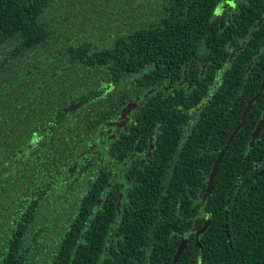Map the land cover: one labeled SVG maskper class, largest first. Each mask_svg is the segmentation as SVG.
<instances>
[{
    "label": "trees",
    "instance_id": "16d2710c",
    "mask_svg": "<svg viewBox=\"0 0 264 264\" xmlns=\"http://www.w3.org/2000/svg\"><path fill=\"white\" fill-rule=\"evenodd\" d=\"M234 1L0 0V264H264V128L250 141L264 91L246 97L206 198L209 112L176 148L187 96L143 97L190 65L208 72L252 25L232 63L264 73V0ZM245 103L224 112L230 131ZM137 148L149 164L125 168Z\"/></svg>",
    "mask_w": 264,
    "mask_h": 264
},
{
    "label": "flooded vegetation",
    "instance_id": "af4514ba",
    "mask_svg": "<svg viewBox=\"0 0 264 264\" xmlns=\"http://www.w3.org/2000/svg\"><path fill=\"white\" fill-rule=\"evenodd\" d=\"M229 3L230 5H233L235 7L237 1L232 0V2ZM222 9H219L218 12L215 13V17L221 16ZM253 28L255 29V25H252V28L250 29V33L248 32V34L244 35L243 38H240V36H236V42L234 41L236 44H232L233 41H230L227 44L228 46L227 48L221 46V50L215 49L214 52H217L218 55L217 57L214 58L215 61H212L211 58L208 57L210 62L214 63L209 67L208 72H207V63L202 62L200 63L199 67L197 68L194 67L195 71H199V72L198 74L193 75L191 71L192 67L190 65L189 66L190 68H188L187 73L185 71L182 72V78L178 82L176 89L167 88L165 86L162 87L161 89L155 87L149 90H145V92L143 93V97L145 98L152 97L155 98L156 100L160 99V97L157 96L158 93L160 96H165L168 94V92H172V91H178L182 95L187 96V116H189V118L187 119V121L181 122L182 125L179 124L182 134L179 138L181 139V141L178 140L175 143L176 148L178 147L182 148L186 144L187 141L186 132L188 134V132H191L196 125H199L198 118L201 116H205L202 115L204 111L209 112V116L207 118L209 120L207 122L204 121L205 125H202L198 130L200 132L199 142H201V140L203 142V146H198V147L201 150L202 155L204 157H211L212 159L214 158V161L211 164V172L214 163L216 159L219 157V155L225 150L221 158L222 161L225 153L228 152L229 145L232 143V141L228 144L226 149L225 146L230 140L234 130L237 127H239L241 123L238 122L237 126L234 127V130L230 131L229 129L230 127L225 124L224 112L237 111L240 109V104L246 101L245 106L242 107L243 108L242 117H243L244 111L247 108L248 103L256 97L254 95L253 97L247 99L250 96V94H253L254 91H264V73L262 74V72H258L257 70H256L257 72L256 71L251 72L248 71L249 67L243 68V66H239L238 64L234 66L232 63L234 61L236 53H239V50L245 46L247 39H249V37L253 38L255 36L253 32L254 31ZM252 42L255 44L254 41ZM260 46L264 47V43H262ZM263 52H264V48H259L257 49L256 54L259 56ZM256 54L251 58L252 66H255L256 63L254 62H258L257 61L258 57ZM194 68L192 69L194 70ZM139 101H140V97H136L134 100L129 101L127 105L123 107L119 121L113 123V125L119 128H123V126H125L128 123L129 117L131 113L136 109ZM230 101H232L231 105H229ZM132 102L136 103L135 108L131 110L128 115L123 117L122 116L123 110L129 105V103ZM167 104L171 106V101L167 102ZM165 105H166V101L163 100L156 105V108L159 109L160 107ZM180 106L181 105H179L178 107L180 108ZM250 108L248 109V111L250 110ZM226 114L228 115L229 113ZM263 114L264 111L261 112L258 122L261 120ZM213 117H216V120L219 123L212 121L211 119ZM255 127L251 131L250 141H255L259 137L258 135L257 138H255L254 140L252 139V135L255 130ZM155 133L156 134L160 133L159 127L155 126L153 128L151 132V136L148 137L151 144H148L147 148L153 147L152 142H155L156 139L152 135H154ZM226 134L227 137L223 145L225 139L224 135ZM134 151L136 154L130 156V158L124 164L125 168H127V166H131V167L132 166L134 167L135 165L137 166L138 160L140 163L138 164L137 168H141L144 165V163L149 164L146 161L147 156L144 153L145 150H143V148H137ZM172 164L173 163L168 161V166L166 167L168 171ZM125 168H123L124 170L123 172L121 171V167L117 169V173L120 174L122 177L126 175L128 172ZM211 172L209 173V175L211 174ZM185 244L186 241L185 240L182 241L178 247V250L180 247H182L183 250Z\"/></svg>",
    "mask_w": 264,
    "mask_h": 264
},
{
    "label": "water",
    "instance_id": "95a60500",
    "mask_svg": "<svg viewBox=\"0 0 264 264\" xmlns=\"http://www.w3.org/2000/svg\"><path fill=\"white\" fill-rule=\"evenodd\" d=\"M256 99H257V97H255L254 99H252V100L248 103L247 108H246L245 111H244V115H243V117H242L241 123H240L239 127H237V128L234 130V132H233V134H232L230 140L228 141V143H227L226 146H225V149L227 148L228 144L232 141L233 137H234L235 134L238 132V130H239V129L242 127V125L244 124V121H245V115H246L248 109L250 108V106L252 105V103H253ZM83 104H84V103L82 102V103H78V104H76V105H72V106H70V107L67 109L66 112H67V113L74 112L76 109H78V108H79L81 105H83ZM135 106H136V103H135V102L129 103V105L123 110V114H122V116L125 117L126 115H128V114L130 113V111L133 110V109L135 108ZM263 127H264V114L262 115L261 120L258 122V124H257L256 127H255V130H254L253 135H252V139H253V140H254L255 138L258 137V135H259L260 131L263 129ZM224 152H225V150L219 155V157L216 159V161H215V163H214V166H213V168H212V172H211V174H210V176H209V178H208L207 184H206V192H205V194H204V198H206V197L211 193V191H212V189H213V182H214V179H215V177H216V174H217V171H218L219 165H220V163H221V158H222V155L224 154ZM181 251H182V247H180L179 250L177 251V254H176V256H175V259L178 258V256L180 255Z\"/></svg>",
    "mask_w": 264,
    "mask_h": 264
}]
</instances>
